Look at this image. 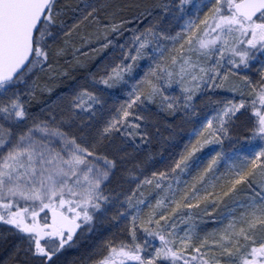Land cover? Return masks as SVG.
I'll list each match as a JSON object with an SVG mask.
<instances>
[{"label": "snow or ice", "instance_id": "1", "mask_svg": "<svg viewBox=\"0 0 264 264\" xmlns=\"http://www.w3.org/2000/svg\"><path fill=\"white\" fill-rule=\"evenodd\" d=\"M134 7L127 19L111 0H0V264H264V0ZM93 35L119 63L87 69L76 39ZM62 60L85 82L31 115L23 97L51 93L41 75L67 76ZM154 142L171 150L157 160ZM200 213L219 226L201 235ZM98 222L127 238L67 259Z\"/></svg>", "mask_w": 264, "mask_h": 264}, {"label": "bare ground", "instance_id": "2", "mask_svg": "<svg viewBox=\"0 0 264 264\" xmlns=\"http://www.w3.org/2000/svg\"><path fill=\"white\" fill-rule=\"evenodd\" d=\"M128 1H131L132 3L133 2H137L138 4L146 3V1H149V2L152 1L151 3H155L156 2V0H137V1L136 0H111V2L117 4V5L121 6V7H122L124 2H128ZM137 11H138V9H135L134 11L132 10L129 13V11L124 8V10L119 13V16H122V17L127 18V19H131L132 16ZM135 26H136L135 23L129 25V27H135ZM140 27H143V25H140ZM85 30L88 31L87 33L94 32L93 28H87ZM129 35H130V33L128 31H125L124 35L122 37L112 36V37H110V39H113V40L119 39V42L123 43L124 40L129 37ZM105 42L106 41L103 39L102 36L99 39H97L93 35L92 38H91L90 43L85 44V45L87 47H89V48H93L95 51H90V52H88L87 55H90L91 57H94L95 55H101L100 58H99L101 60V63H100L101 65H104L105 63L112 64V63L118 62V60H120V58H121L120 55H119L118 46H117V48L115 50L111 46L109 48L101 50V45L103 43H105ZM98 51H101V52L103 51V53H100ZM94 61H97V60H94ZM71 63H66V65L69 66ZM140 64H141V67L139 69H137L136 75L137 74L138 75H142L143 74V70L147 67V63L145 61H141ZM91 67H93V66H91ZM78 68L80 70L73 69L72 71L69 72V75L71 76V80H68V75L67 76H63V77L59 76L60 88L57 90L58 97L70 93L74 89V85L77 82H80V83H84L85 82V78H86L87 72H86L85 69H82L80 67H78ZM90 70L96 71L97 67L92 68ZM136 77L138 78L139 76H136ZM108 92L110 93V95H108L106 97V99L108 100V104L105 106V108L107 109L109 106H111L113 108V111H114L115 106H118L116 101L119 100V98L121 96H123L124 94L119 89L108 90ZM38 113L40 114V111ZM110 114L111 113L106 110L103 113V116L101 117V123L103 122L104 119H107ZM40 116L42 117V115H40ZM185 125L186 124H183L180 128L177 129V135L180 136V137H183V141H187L186 140V135L187 134H186V131H184V129L188 130L187 127L189 128L188 125H186V126ZM240 126L242 128H244L241 124H240ZM167 135H168V132H164V136H167ZM183 141L181 142V144L178 147H182L183 146ZM149 147L151 148V151L154 154H156V159L157 160H159V154L160 153H163L164 155H167L168 152L171 150V149L168 148V144L164 143V142H154V144L149 146ZM129 151H131V150H129ZM211 153H209L208 150H203V154H204V156L206 158L208 156H210ZM157 166H159V165H157ZM221 171H223V166H221ZM149 175H150V173H149ZM184 179L190 180L191 177L190 176H186V177H184ZM211 219H213V217L212 216H208V215H206V216L204 215V218L202 220H200L199 218L197 219V223L199 225L200 230L203 232V234L206 233L205 232L206 230L210 229V225H213L214 222H212ZM201 221H202V223H201ZM110 234H111V237L114 238V239H118V240H122L123 238L126 239V234H124V232H121V229L118 227V225L113 227V231H111ZM111 237H110V235H107L106 237H104V235H103V236H99L98 240H100L102 238L111 239ZM67 259L70 260V258H67Z\"/></svg>", "mask_w": 264, "mask_h": 264}, {"label": "trees", "instance_id": "3", "mask_svg": "<svg viewBox=\"0 0 264 264\" xmlns=\"http://www.w3.org/2000/svg\"><path fill=\"white\" fill-rule=\"evenodd\" d=\"M62 2H63V0H62ZM69 2L76 3V0H69ZM113 2H111V3H113ZM151 2L152 1H150V2L146 1V3H151ZM113 4L117 5L115 3H113ZM136 4H138V3L137 2H133L132 3L131 1H128V2H124L122 7L125 8L126 10H128L129 13H130L132 10L134 11L136 9L134 7V5H136ZM141 4H145V3H141ZM84 32H85V34H87L88 31L84 29ZM76 44H77V46L81 47V49H82L81 52L78 53V57L77 58L84 65H86L87 69H92V68H95V67L99 68V67L102 66L100 64L101 60L99 59L101 55H95L94 57H91L90 55H87L88 52L95 51L93 48H89L85 44L82 45L78 38L76 39ZM98 52L103 53V51L102 52L98 51ZM69 60H71V57H69ZM94 60H97V61H94ZM61 65L68 72V80H71V76L69 75L70 71H72L73 69L80 70L78 68V66L75 64V61H72V63L69 66H67L66 63L62 60L61 61ZM91 66H93V67H91ZM136 76H140V75L137 74ZM41 83L42 84L46 83L47 87L51 88L52 91H51V93H48L47 91L43 92L42 94L41 93H37L38 100H29L28 101V108H29L30 113H33L36 116L39 115L38 112L39 111L41 112V108L44 107L45 104H50V103H52L53 101H55L57 99V97H58L57 90L60 88L59 76H57L54 79H48L46 76L41 75ZM123 98H124V95L121 96L119 98V100L116 101L118 105H119V103L121 102V100Z\"/></svg>", "mask_w": 264, "mask_h": 264}, {"label": "rangeland", "instance_id": "4", "mask_svg": "<svg viewBox=\"0 0 264 264\" xmlns=\"http://www.w3.org/2000/svg\"><path fill=\"white\" fill-rule=\"evenodd\" d=\"M194 2H195V0H194ZM176 30H179V28L177 27L176 28ZM122 58V57H121ZM116 63H119V60H118V62H116ZM252 78H253V80H255L256 79V73L255 72H250V73H248ZM209 95H212V97H213V99H219V98H221V97H225V98H233V94L232 93H230V92H226V91H220V90H217L216 92H214V93H208ZM236 99H239V97L237 96V97H235ZM23 99H25L26 101H29V98L28 97H23ZM26 107H27V109H28V112L30 113V111H29V108H28V103H26ZM31 115H34L33 113H30ZM39 114V113H38ZM208 114L210 115L211 114V112L209 111L208 112ZM40 115H42V117L40 116ZM40 118H43L44 117V113H42V112H40V114L38 115ZM31 122V120H29V123ZM186 125H188V124H186ZM185 125V126H186ZM189 126V128L187 127V129L188 130H185L184 129V131H186V140L188 139V132H189V130H190V125H188ZM233 134L234 135H242V134H245V129L244 128H242L241 126H240V124L239 123H237V125L233 128ZM226 145H227V142H226ZM228 147H230V145H227ZM214 148H217V146H214V145H210V146H208L207 148H205L204 150H208L209 151V153H211V154H213V149ZM129 150H131V149H129ZM221 166H223V165H221ZM132 188H135V185L133 184L132 186H131ZM144 192H145V197L146 198H148V199H150L151 200V202L152 203H154L155 202V199H154V196L150 193V191H149V189H147V188H145L144 189ZM209 211H211V209H209ZM43 213H41V217H43ZM206 216V215H205ZM212 217H213V219H211L212 220V222H214L213 223V225H210V229H208V230H206L205 232L207 233V232H211L214 228H217L218 226H219V224H218V221H217V219H216V214L215 213H213L212 215H211ZM200 220H202L203 218H204V214L203 213H200L199 214V217H198ZM201 223H202V221H201ZM177 224H178V226H179V228L180 229H183L184 228V225L183 224H181L180 223V221L179 220H177ZM210 224V223H209ZM101 225H102V223H97V225H96V228H95V230H94V233L96 234L97 232H99V230H100V227H101ZM121 226L122 225H118V227L121 229ZM97 227H98V229H97ZM109 227V229H112L114 226H112L111 224L108 226ZM122 232V231H121ZM124 234H126V233H124ZM181 234H182V232H181ZM201 235H203V232L201 231ZM127 237V236H126ZM95 248V247H94ZM2 253H0V257H2Z\"/></svg>", "mask_w": 264, "mask_h": 264}, {"label": "flooded vegetation", "instance_id": "5", "mask_svg": "<svg viewBox=\"0 0 264 264\" xmlns=\"http://www.w3.org/2000/svg\"><path fill=\"white\" fill-rule=\"evenodd\" d=\"M109 225L110 224L102 223L99 232H97L96 234L94 233V231L92 233H87V230H85L86 235L82 239L80 246L78 248L69 249L65 254L66 258L72 259L74 257H80L81 255L87 254L94 247H96L101 241L105 240V238L98 240L99 236L104 235V237H106L107 235H110V237H111L110 233H111V231H113V228L109 229V227H108ZM97 229H98V227H97ZM111 239H114V238L111 237ZM124 239L125 238H123L122 240H124ZM114 240L116 242L121 241L118 239H114Z\"/></svg>", "mask_w": 264, "mask_h": 264}]
</instances>
